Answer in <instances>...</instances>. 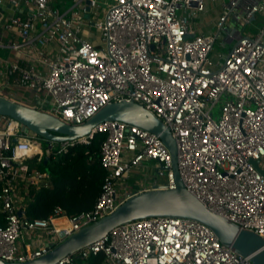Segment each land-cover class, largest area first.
<instances>
[{"label":"built area","instance_id":"built-area-1","mask_svg":"<svg viewBox=\"0 0 264 264\" xmlns=\"http://www.w3.org/2000/svg\"><path fill=\"white\" fill-rule=\"evenodd\" d=\"M206 7L207 0H0V95L13 100L14 92L30 90L27 105L71 125L111 102L142 104L170 130L186 190L264 241V0H219L211 30L202 32L195 19ZM215 43L232 44L216 63ZM95 133L104 135L105 174L93 206L74 215L56 206L28 219L30 188L50 184L38 168L43 157L89 143ZM58 143L56 151V142L42 148L35 134L0 114L1 260L40 257L131 195L175 187L168 148L137 125L106 120ZM140 165L164 180L129 187ZM54 264L254 263L203 223L151 216L118 225Z\"/></svg>","mask_w":264,"mask_h":264},{"label":"water","instance_id":"water-1","mask_svg":"<svg viewBox=\"0 0 264 264\" xmlns=\"http://www.w3.org/2000/svg\"><path fill=\"white\" fill-rule=\"evenodd\" d=\"M117 112H119L118 117ZM0 114L16 119L23 128L44 138L48 142V147L52 142L70 141L87 136L93 127L106 120H118L137 125L157 134L168 148L175 182V187L171 189L154 185L150 189L131 195L109 214L72 235L63 238L61 234L63 239L40 257L24 262L0 259V264H54L64 256L103 238L118 225L151 216L196 220L208 226L220 242L231 247L238 254L249 256L254 264H264V241L259 235L240 229L236 224L209 210L186 190L177 170V148L170 130L142 104L132 100L111 102L83 124L71 125L36 107L0 95ZM47 159L46 154L44 163Z\"/></svg>","mask_w":264,"mask_h":264},{"label":"trees","instance_id":"trees-1","mask_svg":"<svg viewBox=\"0 0 264 264\" xmlns=\"http://www.w3.org/2000/svg\"><path fill=\"white\" fill-rule=\"evenodd\" d=\"M104 135L95 133L89 143L69 145L65 151L48 155L38 164L40 171L49 173V185L30 188V201L25 208L28 219L45 218L56 207L69 215L90 209L101 190L104 169L99 151Z\"/></svg>","mask_w":264,"mask_h":264},{"label":"rangeland","instance_id":"rangeland-1","mask_svg":"<svg viewBox=\"0 0 264 264\" xmlns=\"http://www.w3.org/2000/svg\"><path fill=\"white\" fill-rule=\"evenodd\" d=\"M100 5H101V7L106 8V4L105 5L100 4ZM206 8H207L206 11L199 18L197 17L195 19V23L197 24V26H199V28L202 32H208L211 30V28L213 26V21L216 17V13L219 10V0H207V7ZM91 15L93 16V12L91 14L86 13L85 17L89 18ZM102 15H103V13L100 12L97 17H102ZM91 30H92L91 36L93 38H95L94 29L91 28ZM231 46H232V44L230 43V44H226L224 48H221L218 43H215L213 46V49L210 53V57L213 60V62L216 63L219 61H223V54H225L231 48ZM0 54H2L1 50H0ZM22 94L24 96H27L28 91L23 90ZM35 140H36L37 144L39 146H41L42 148L48 147V142L44 138L35 135ZM59 146H60L59 143L53 144L52 151H56ZM147 173L149 176L156 177L157 179H159V181L164 180V177L162 175L157 174L155 169L153 167H151V165H147V167L143 168V174H147ZM135 177L138 179H142L143 175L136 174ZM131 182H133V180H131ZM126 183L128 184V182H126ZM128 185L130 187V184H128Z\"/></svg>","mask_w":264,"mask_h":264},{"label":"crops","instance_id":"crops-1","mask_svg":"<svg viewBox=\"0 0 264 264\" xmlns=\"http://www.w3.org/2000/svg\"><path fill=\"white\" fill-rule=\"evenodd\" d=\"M2 56L6 55L5 51H1ZM24 89L17 91L16 93L14 92L13 96L10 97L15 101L23 102V103H28V104H33V101L31 100L32 92L29 90L27 96H24L22 94ZM136 174H141L143 175L142 179H138L135 177ZM133 180V182H131ZM153 176H149L147 174H143V166L140 165L134 169L131 170L129 177L127 179L128 184H130V187L132 188H140L141 186L148 185L152 182ZM130 182V183H129Z\"/></svg>","mask_w":264,"mask_h":264},{"label":"clouds","instance_id":"clouds-1","mask_svg":"<svg viewBox=\"0 0 264 264\" xmlns=\"http://www.w3.org/2000/svg\"><path fill=\"white\" fill-rule=\"evenodd\" d=\"M116 116H119V112L116 113ZM154 123V122H153ZM21 157V153L19 151V149L15 152V158L19 159Z\"/></svg>","mask_w":264,"mask_h":264}]
</instances>
